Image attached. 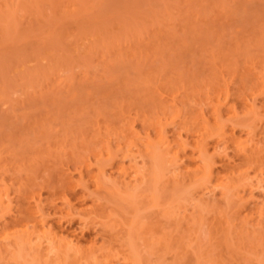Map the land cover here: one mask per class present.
Here are the masks:
<instances>
[{
	"label": "rangeland",
	"instance_id": "rangeland-1",
	"mask_svg": "<svg viewBox=\"0 0 264 264\" xmlns=\"http://www.w3.org/2000/svg\"><path fill=\"white\" fill-rule=\"evenodd\" d=\"M263 72L264 0H0V195L14 209L21 204L36 209L39 200L49 223L55 221L94 248L104 246L111 239L109 233L103 235L93 222L82 227L76 210L63 216L68 206L55 195L49 197L53 188L69 182L74 206L98 203L92 192L95 159L108 139L114 144L113 131L126 127V132L133 130L145 139L144 116L149 122L158 104L175 102L168 107L170 121L165 126L171 139L187 109L196 105V110L212 111L206 97L217 92L222 109L232 104L238 114L234 136L248 137L250 113L245 111L255 105L261 119L250 123L255 129L248 149L264 150ZM34 126L43 130H32ZM179 133L187 135L184 130ZM215 141L208 145L210 152ZM220 144L214 152L213 174H226V164L237 172L247 168L255 178L251 187L239 188L237 194L243 198L237 202L244 203L241 215H248L249 226L264 228V211L262 217L258 213L264 207V151L248 164L242 159L245 164L232 156V145L224 150L228 143ZM176 160L175 169L187 161L182 156ZM112 166L105 167V176ZM210 188H197L193 197L219 199L220 192L214 188V195ZM47 197L53 198L51 205ZM163 203L143 210L147 212L139 214L138 226L151 215L164 222L159 216ZM186 206V213L194 210L192 200ZM13 208L9 214L0 211V223L15 218ZM139 248L142 264L159 259L148 248ZM174 250L162 257L165 264L174 263L170 258Z\"/></svg>",
	"mask_w": 264,
	"mask_h": 264
},
{
	"label": "bare ground",
	"instance_id": "bare-ground-1",
	"mask_svg": "<svg viewBox=\"0 0 264 264\" xmlns=\"http://www.w3.org/2000/svg\"><path fill=\"white\" fill-rule=\"evenodd\" d=\"M207 98L211 100L212 111L210 113L205 111L207 115L202 110H196V105L192 108L189 107L190 109H187L180 119V123H177L178 130L176 133L174 132L171 139L165 133V126L166 122L168 124L170 121H167L168 107L175 105V102L158 104V109L152 111V116L149 114L151 116L149 122H147L149 116H144L145 119L140 122L144 123L145 128L141 124L145 129L144 132L147 130L145 139H141L139 134V136H135L133 130L126 132V127L121 131H119L120 129L117 132L113 131V133L115 132L112 137L114 144H111V140L108 139V142L101 146L104 150H100L102 153L95 159L97 171L93 173V176L96 183L94 182L92 192L97 196L98 203L94 204L93 202L86 206L80 203L78 208L76 205L74 206L73 191L69 182L61 181L60 186L57 185L53 188L52 195L48 191L49 197L52 196L55 199L56 196L60 202L62 201L64 205L68 206V210L62 213L63 216L67 212L66 216L68 217L70 216L68 214L73 212L72 210H76V214L84 223L81 224L82 227L93 222L98 227L101 226L103 235L106 232L109 233L106 236L111 239L109 238L110 240L106 244L105 241L108 240V237L105 236L106 238H104L107 240H104V246L100 245L94 248L92 242L89 245L90 242L86 244L87 240L86 242L79 241L71 232L62 228L63 226L58 223L56 224L55 221L49 223L43 211L45 207L40 204L39 200L36 201V209L31 208V204H27V207L19 204L20 206L14 209L10 202L4 203L0 195V211L5 210L9 214L8 211L12 207L16 212L15 218H9L6 222L0 223V264H119L120 256L122 257L121 264H142L143 260L141 261V258L137 256L141 246L146 250L148 248L151 254L155 253L156 257L158 256V260L153 259L155 260L153 264H156V261H159L158 264H163L164 254L172 252L174 248L172 257L170 256L172 260H175L172 261L173 264H183L182 261H185L184 264L187 261V264H264V228L261 225L249 226L248 215H241L244 203L239 205L237 202L243 198L237 194L239 188L252 185V179L255 177L246 171L247 168L243 172H239V170L237 172L235 166L225 165L227 162H224L223 168L226 174L223 176L218 173L217 175L213 174L214 152L218 150L222 142L228 143L223 148L224 150L233 146L234 154L232 156L241 162H243L242 159L252 162L259 156V152L261 155V152L264 151H260L259 148L255 149L256 147L249 150L248 145L251 146L250 148L252 145L250 141L247 143L249 137L250 140L252 138L251 134H254L251 133L254 126L250 123L253 121L256 124L255 119H261L258 114L256 115L258 109L256 112L254 104H252L254 107L246 108V115L249 113L252 115L249 114L248 118L250 119L247 122L250 129L249 135L242 138L234 136L235 127L239 124L236 125V121L239 118L236 111L231 110L232 104L229 108L222 109V100L218 92L209 94ZM191 104L190 106L193 105ZM223 110L225 114L226 112L228 114L225 118H223L225 115ZM180 112L182 113V111ZM262 115L264 116L263 113ZM174 116L173 118H175ZM228 121L231 123L230 128H228ZM40 127L42 126H34L31 129L36 128V131H39ZM108 130L110 131V129ZM181 130L186 131V137L179 133ZM187 131L189 132L187 133ZM99 133L101 134V131ZM109 135L112 136V134ZM213 139L216 140L211 143L214 151L210 152L208 145ZM189 148L194 153H187ZM137 156H140V160L143 161L141 166L138 165ZM181 156L187 160L185 166L182 167L177 163L181 168L175 169L174 163ZM113 157L114 159H112ZM77 163L79 162L77 161ZM82 164L79 167L82 168ZM107 165L114 166L113 173L109 172L108 177L104 173ZM165 172H169V175H164ZM82 174H84L83 171ZM82 174L80 181L86 185V182L81 180ZM199 187H212L209 189L210 191L214 188L217 189L220 192L219 199L207 202L203 200L202 196L193 197V191ZM212 192L215 195V190ZM52 197L49 199L47 197L48 201H46L49 205L52 203ZM188 200H192L194 205L191 214L186 213L185 207H187L186 201L189 202ZM162 202H164L163 212H160L159 216L165 218V220L163 218L164 222L160 223L157 215L154 219L151 215L152 217H147L145 224L141 222L142 225L138 226V222L141 221L139 214L146 208L157 207ZM233 202L236 203L233 204ZM246 202L248 201L246 200ZM55 207L53 204L52 209ZM180 209H182V214H179L181 213ZM258 211L262 217L264 207H260ZM163 223H167L169 226H164ZM116 224L120 229L115 226ZM167 229L172 231L168 232ZM187 258L191 260L189 261Z\"/></svg>",
	"mask_w": 264,
	"mask_h": 264
}]
</instances>
